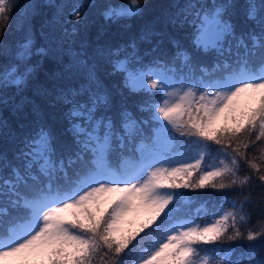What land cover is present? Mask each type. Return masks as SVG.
<instances>
[{
	"label": "snow or ice",
	"instance_id": "1",
	"mask_svg": "<svg viewBox=\"0 0 264 264\" xmlns=\"http://www.w3.org/2000/svg\"><path fill=\"white\" fill-rule=\"evenodd\" d=\"M15 6L14 0H0V18L8 21L5 14ZM85 7L72 6L68 22L73 29L86 22ZM233 10L252 30L240 33L238 45L244 55L228 76L209 83H185L187 77L173 81L158 70L159 65L128 73L127 85L133 90H155L152 94L160 102L152 105V111L155 119L166 122L160 126L165 139L176 140L172 130L193 138L183 142L187 147L177 153L180 158L155 161L125 175L110 172L105 159L113 125L106 116L97 119V109L111 101L95 94L89 105H76L70 113L81 118L80 125L73 124L78 143L92 145V168L74 186L54 189L50 183L40 195L26 199L27 217L22 223L0 220V261L128 264L127 257L133 256L134 264H209L207 250L199 245L211 244L216 252L219 246L247 241L246 250L229 259L221 257L219 264H264V0L217 8L202 19L197 42L211 48L222 38L235 37L237 27L230 22ZM141 12L139 0H130L118 10L109 8L105 15L118 19ZM6 29L7 24L0 36ZM23 49L21 56L27 54L28 45ZM253 57L259 58L258 72ZM116 68L127 71L121 63ZM7 73V67L0 69V81L7 82ZM29 140L33 158L47 155L52 148L51 134L44 129ZM164 162L170 167L156 166ZM42 171L51 181L52 169ZM180 187L224 190L230 198L218 205L208 221L175 222L169 207L175 197L166 189ZM138 209L147 210L148 218L136 230L122 232L125 217Z\"/></svg>",
	"mask_w": 264,
	"mask_h": 264
},
{
	"label": "trees",
	"instance_id": "2",
	"mask_svg": "<svg viewBox=\"0 0 264 264\" xmlns=\"http://www.w3.org/2000/svg\"><path fill=\"white\" fill-rule=\"evenodd\" d=\"M254 2L259 4L261 0ZM14 3L12 11L5 14L10 19L0 18V29L7 24L0 36V69L7 67L9 82L0 81V204L11 206L27 196L25 185L31 173L37 174L43 167L63 161L68 142L84 147L85 143H78L80 137L73 128L74 123L80 125L81 118L79 114L70 115L76 105H89L95 94L105 95L111 103L97 109V119L106 116L112 125L117 124L112 129H127L126 122L132 114L157 103L152 94L155 90H133L127 85L129 72L159 65L158 70L166 68L172 74L187 77L188 83L219 80L227 74L222 73L229 68V58L238 62L244 55L238 45L240 33L252 30V25L237 17L233 10L230 22L236 24L235 37L222 38L211 48L201 47L197 42L205 16L222 5L243 4L245 0H139L140 14L118 19L106 17L105 13L109 8L118 10L129 5L130 0H14ZM77 4L86 6V22L73 29L68 22L69 13ZM25 44L27 54L21 56ZM118 63L127 71L118 70ZM15 68L19 84L11 79L10 73ZM151 120L147 125L154 130V124L158 123L154 113ZM41 129L51 134L52 148L47 155L33 158L28 151L29 138ZM5 179L9 181L7 185L3 184ZM223 195L222 190L216 189L202 192L212 205L222 203ZM199 209L208 212L206 206ZM130 223H122V232H128ZM248 243L232 242V251L224 258L238 255L247 249ZM127 261L134 264V257H127Z\"/></svg>",
	"mask_w": 264,
	"mask_h": 264
},
{
	"label": "rangeland",
	"instance_id": "3",
	"mask_svg": "<svg viewBox=\"0 0 264 264\" xmlns=\"http://www.w3.org/2000/svg\"><path fill=\"white\" fill-rule=\"evenodd\" d=\"M17 72H18V70H17V68H15V71L12 70L11 73H10L11 79H13V81L19 79L18 76H17ZM7 83H9V82L7 81ZM5 89L6 90H9V86H6ZM149 153H150V151H147V148L140 151L139 155H140V158L141 159H145L144 160V163L147 162L149 164V163H153L155 161H170V160H173V159H169V158H167V157H165L163 155H152V156H149L148 157ZM174 159H179V158H174ZM156 166L168 168V167H170V164L167 163V162H164L162 164H157ZM148 170L151 171V169H148ZM139 211H145V212H147V210H145V209H138L137 211H134V212L129 213L125 217V219H127V217L131 216L133 213L139 212ZM6 262L7 261H0V264H6Z\"/></svg>",
	"mask_w": 264,
	"mask_h": 264
},
{
	"label": "bare ground",
	"instance_id": "4",
	"mask_svg": "<svg viewBox=\"0 0 264 264\" xmlns=\"http://www.w3.org/2000/svg\"><path fill=\"white\" fill-rule=\"evenodd\" d=\"M240 2V1H239ZM149 20V19H148ZM148 25V24H147ZM145 27H146V25H145ZM150 28V27H149ZM158 32V31H157ZM150 33V32H149ZM154 33H156V32H154ZM146 35V34H145Z\"/></svg>",
	"mask_w": 264,
	"mask_h": 264
}]
</instances>
